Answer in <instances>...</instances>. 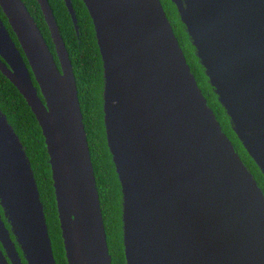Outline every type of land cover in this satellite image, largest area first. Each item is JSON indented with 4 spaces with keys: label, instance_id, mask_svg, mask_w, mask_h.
<instances>
[{
    "label": "water",
    "instance_id": "water-1",
    "mask_svg": "<svg viewBox=\"0 0 264 264\" xmlns=\"http://www.w3.org/2000/svg\"><path fill=\"white\" fill-rule=\"evenodd\" d=\"M83 1L103 61L127 264H264V190L209 105L161 0ZM172 1L264 174V0ZM38 2L58 62L25 2L0 0L20 44L0 16V71L42 128L68 264H113L73 64L49 0ZM0 206V264H57L31 161L1 109Z\"/></svg>",
    "mask_w": 264,
    "mask_h": 264
},
{
    "label": "trees",
    "instance_id": "trees-1",
    "mask_svg": "<svg viewBox=\"0 0 264 264\" xmlns=\"http://www.w3.org/2000/svg\"><path fill=\"white\" fill-rule=\"evenodd\" d=\"M23 1L33 15L58 62L51 32L38 0ZM49 2L69 51L77 79L79 99L90 145L97 187L100 194L108 245L112 255V263L127 264L123 241L122 189L112 154L107 143L103 98L104 68L94 23L83 0H72L78 18L79 31L75 28V24L65 0H49ZM161 2L173 25L180 45L185 52L187 61L193 73L196 75L199 86L206 96L209 105L216 113L223 130L233 141L242 159L251 169L260 186L264 190V174L232 129L230 117L227 115L225 108L219 102L218 96L205 73V69L196 55L195 47L191 42L184 23L181 21L177 6L172 0H161ZM0 16L4 20L17 45L20 47L17 36L10 26L8 18L3 12L1 6ZM32 76L35 85L38 86L33 73ZM0 109L6 115L9 123L13 126L15 132L19 136L31 161L41 200L45 209L56 263L68 264L60 226L50 156L46 147L42 128L25 97L1 71ZM0 211L4 214L1 206ZM7 225L9 226L8 223ZM18 248L20 252H22L19 246Z\"/></svg>",
    "mask_w": 264,
    "mask_h": 264
}]
</instances>
